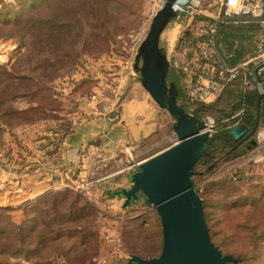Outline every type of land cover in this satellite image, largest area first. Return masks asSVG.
Returning <instances> with one entry per match:
<instances>
[{"label":"rangeland","instance_id":"374dc122","mask_svg":"<svg viewBox=\"0 0 264 264\" xmlns=\"http://www.w3.org/2000/svg\"><path fill=\"white\" fill-rule=\"evenodd\" d=\"M50 1L34 0L31 7L37 6L38 10L35 14L39 15L51 3ZM119 1L136 14L124 17L125 19L121 23L114 20L111 27L113 35L110 49L106 50L94 44L89 52L80 53L81 58L77 65L68 68L69 70L66 69L67 73L60 71L55 73L54 77H52L54 73L50 74L51 80L56 83L66 77H68L67 80L78 82L85 79L86 76L87 80H91L79 88L77 96L74 94L70 96V98L75 97L80 100L78 107L68 105L70 113L68 120L76 121L77 124L85 116V113L101 112L107 107L116 108L119 111L123 103L121 96L126 89L131 87L129 76L134 74L132 65L137 49L149 30L153 16L165 2V0ZM192 1L204 4L206 0ZM2 3H6L7 7L3 8ZM22 4V0H0V9L3 8L0 20L14 19L15 15L22 14L19 12L23 10ZM183 26V23L176 19L165 32L163 39H166L167 34L174 29L178 30L176 34L180 38ZM255 36L254 33L250 35L241 33V37L239 35L235 39L229 36V39L234 40V45L242 43L245 50L251 53L253 42L257 37ZM177 44L178 40L175 46L168 51L170 64L174 66H179V63L187 58L185 52L177 49ZM26 47V45H21L18 39L0 34V70L12 69L13 71L14 69V72L22 73L24 66L22 57L27 52ZM50 69L53 70V68ZM71 88L72 86L66 88L67 93H70ZM16 90L25 92L28 89L19 86ZM92 95L96 96L95 99L88 100ZM179 103L183 104L181 100ZM13 104L14 107L25 109L35 106L37 101L23 97L15 100ZM161 111L164 118L160 120L161 126L154 137L142 143L141 146L135 147L134 150L112 154L101 164L96 163L95 170L91 169L86 177H80L77 174V168L61 170L58 167L61 157L53 160L51 167L42 164H29L27 160L38 153V148L34 149L36 145L33 141L37 136H43L44 127L32 131L28 136H20L19 139H15V133L27 132V129L20 127V124L23 123L14 122L12 126L18 127L12 129L15 132H8L10 129H7L3 149L0 151V208H8L0 210V216H3L4 219V223H0V230H3L2 226L7 222L22 219L23 211L30 208L40 196L69 190L73 192L71 197L56 208L52 206L54 196H49V207H52L50 209L51 216L58 213H70L72 221L63 224L66 228L91 227L102 217L104 222L101 241L106 247L105 250L95 256L88 247L89 249L83 252V256H79L77 261L79 263L75 264H127L129 258L137 253L151 257L158 256L162 249V227L155 208L142 201L124 206V197L117 196L116 192L130 188V176L138 169L139 164L175 144L173 121L167 112ZM76 113L77 115H75ZM209 119L214 121L213 129L210 132L213 134L216 131L217 121L213 115L208 114L204 120L209 123ZM255 134L241 140L240 145L246 146L249 151L241 152L242 154L237 156L219 158L209 167L212 169L211 172H208V169H200L198 175L194 177V184L199 194H202L205 200L208 198L206 215L219 235V239L224 240V245H221L224 254L230 255L229 250H232L234 256L238 257L240 252L246 251L245 254H247L243 256L242 264H264V177L256 173L251 162L253 153L257 149L254 142ZM26 137L29 138L26 139ZM19 140L21 144L18 142ZM42 142H46V140L42 139ZM10 148L13 152L9 150ZM45 151V149H41L40 154ZM20 152L21 156L18 160L10 154H20ZM99 154L96 156L97 158L94 157L97 161L106 157L104 152ZM27 156L30 157L26 159ZM44 169L48 172L51 169L54 173V179H51L53 183L47 187L43 186L41 189L44 190L43 193L34 197L33 191L45 183ZM80 184L87 186L83 189L80 188ZM77 217L78 219L74 220ZM223 220L227 222L228 227L242 224V228L235 227L233 232H240L251 237L253 240H246V244L250 247L245 246L244 239L235 240L234 233L227 230L219 232ZM249 231L250 233H248ZM25 234H27L26 231ZM11 240L12 238L5 243L11 244ZM84 254L85 257L88 255L90 257L82 258ZM11 260L20 262L18 264H30L34 258L16 255Z\"/></svg>","mask_w":264,"mask_h":264},{"label":"trees","instance_id":"16d2710c","mask_svg":"<svg viewBox=\"0 0 264 264\" xmlns=\"http://www.w3.org/2000/svg\"><path fill=\"white\" fill-rule=\"evenodd\" d=\"M33 1L22 0L23 10L19 11L22 14L15 15L14 19L0 20V34L18 39L21 45L27 46V52L22 57L24 58L22 73L14 72V69L13 71L12 69L0 70V151L3 149L7 129H10L8 132H15L12 129L18 127L12 126L14 122L23 123L20 127L27 129V132L15 133V139L28 136L32 131L44 127L43 136H37L33 141L37 146L34 149L38 148V153L31 157L27 156L26 159L30 157L27 160L29 164L51 167L53 160L59 159L63 153V139L77 124L76 121L68 120L70 114L68 105L78 107L80 100L70 96L76 95L79 88L91 80H87L86 76L78 82L67 80L68 77H66L56 83L51 80L50 74L54 73L52 75L54 77L55 73L60 71L67 73L68 68L77 65L81 58L80 53L89 52L94 44L109 50L114 20L121 23L128 15L134 16L136 13L119 0H51L45 10L38 15L35 14L38 10L37 6L31 7ZM2 7H7V4L2 3ZM2 7L0 14L3 11ZM261 19H264V13L258 18L230 15L217 22L216 49L220 63L237 64L246 56L242 50V43L238 40L239 43L234 45V40L229 39V36L237 39L239 35L241 37V33L256 34L261 31L259 23ZM177 20L184 25L177 49L185 52L187 58L180 62L179 66L173 64L170 66L169 81L178 88L179 100L183 102L188 112L201 119L208 114L213 115L217 121L216 131L210 134L207 140V152L195 167V175H198L200 169H208V172H211L212 169L209 167L219 158L237 156L248 150L246 146L240 145L241 140L254 135L259 128L264 127V93L259 90H248L245 87V76L251 77L250 69H248L242 70L239 77L230 82L214 101L203 103L187 100V74L184 67L188 64L192 53L200 50L198 43L205 37L198 36L194 29L202 18L192 17L187 12H183ZM87 27L88 30H86ZM19 86L28 90L19 92L16 90ZM69 86L72 88L70 93H67L66 88ZM23 97L35 99L37 104L25 109L14 107L15 100ZM237 113H240L241 124L248 128L247 134L238 140L230 133L226 122ZM157 133L158 131L154 135ZM42 139L46 142H42ZM149 139H145L142 143ZM18 142L21 144L20 140ZM41 149L46 151L40 154ZM9 150L13 152L12 148ZM10 154L17 160L21 156V152ZM195 190L203 201L211 240L225 255L221 248L224 240L219 239V235L206 215L208 198L205 200L196 186ZM72 194L73 192L69 190L56 191L53 195L46 193L35 200L30 208L23 211L22 219L4 224L3 230H0V264L20 263L11 260L16 255L33 257L34 260L30 264H75L79 263L77 262L79 256H83V252L89 248L93 255H100L106 248L101 241V232L104 229L103 217L91 227L66 228L63 224L72 221L70 213L50 215V209H52L49 207L50 195L54 196L52 206L56 208L59 204L66 202ZM150 207L153 206L150 205ZM6 209L8 208H0V210ZM2 217L0 216V223H4ZM235 227L242 228V224L228 227L227 222L223 220L219 232L227 230L234 233L235 240L244 239L245 246L250 247L246 244V240L253 239L246 234L233 232ZM11 238V244L5 243ZM229 252L230 256L237 260L236 263L231 264H242L243 256L247 254L243 250L238 257H235L232 250ZM137 256L151 258L149 255L138 253ZM89 257L90 255L85 257L84 254L82 258Z\"/></svg>","mask_w":264,"mask_h":264},{"label":"water","instance_id":"95a60500","mask_svg":"<svg viewBox=\"0 0 264 264\" xmlns=\"http://www.w3.org/2000/svg\"><path fill=\"white\" fill-rule=\"evenodd\" d=\"M189 2L165 0L153 16L132 65L131 80L138 82L159 109L171 117L176 142L139 164L130 176V188L116 192L124 197V206L140 201L152 205L162 227L160 254L151 258L132 255L127 264L237 262L230 255H223L211 240L203 201L193 181L195 167L207 152V124L179 103L178 88L169 81L171 64L163 36ZM229 131L238 140L247 134L248 128L239 125Z\"/></svg>","mask_w":264,"mask_h":264},{"label":"built area","instance_id":"2783aa9c","mask_svg":"<svg viewBox=\"0 0 264 264\" xmlns=\"http://www.w3.org/2000/svg\"><path fill=\"white\" fill-rule=\"evenodd\" d=\"M183 12H187L192 17L202 18L194 29L198 36L205 37L198 43L200 50L192 53L188 64L184 67L187 74V100L203 103L214 101L230 82L239 77L242 70L248 69H250L251 77L245 76V87L248 90H259L264 93V19L259 20L261 34L255 36L253 51L249 53L243 46L242 50L246 56L239 63H220L221 60L215 46L218 21L230 15L261 17L264 13V0H206L204 4L190 0ZM95 97L92 95L88 100L92 101ZM205 122L210 133L214 121L209 119V123ZM226 122L229 129L243 125L240 113L233 115ZM254 142L257 149L251 159L252 166L257 174L264 177V128L258 129ZM79 186L85 189L87 185L80 184Z\"/></svg>","mask_w":264,"mask_h":264},{"label":"crops","instance_id":"0c3cea01","mask_svg":"<svg viewBox=\"0 0 264 264\" xmlns=\"http://www.w3.org/2000/svg\"><path fill=\"white\" fill-rule=\"evenodd\" d=\"M176 33L178 30L174 29L163 39L167 43L168 51L175 46L179 38ZM260 34L261 31H258L255 35ZM129 84L131 87L121 96L123 103L119 111L107 107L101 112L85 113L63 139V153L58 163L61 170L77 168V174L86 177L91 169L95 170L96 163L101 164L112 154L134 150L145 139L155 136L164 114L138 82L131 80V76ZM102 152L106 157L97 161L96 156ZM44 174L45 183L33 191L34 197L43 193V186L47 187L53 183L51 179H54V173L51 169L49 172L44 169Z\"/></svg>","mask_w":264,"mask_h":264}]
</instances>
